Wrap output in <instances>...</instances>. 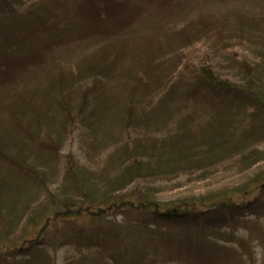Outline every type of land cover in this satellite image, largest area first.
Wrapping results in <instances>:
<instances>
[{
	"label": "rangeland",
	"instance_id": "rangeland-1",
	"mask_svg": "<svg viewBox=\"0 0 264 264\" xmlns=\"http://www.w3.org/2000/svg\"><path fill=\"white\" fill-rule=\"evenodd\" d=\"M41 6L47 16L64 15L55 12L57 0H23L16 8L23 16ZM113 26L77 38L82 21L63 23L43 36L45 43L54 40L50 49L37 32L29 34L22 41L28 52L39 49V66L0 73V264H12L11 253L22 247L29 251L16 255L19 264H113L107 253L117 248L107 235L125 239L129 218L143 215L107 211L104 204L134 189L161 204L199 197L210 205L225 196L234 206L258 196L264 202V188L253 190L264 160L242 158L264 152V117L247 119L249 132L239 126L235 132L225 113L215 120L188 101V85L178 81L189 77L183 75L188 63L211 66L232 85H248L251 76L264 88V0H129L123 22ZM92 89L93 100L80 106ZM186 116L191 120L179 130L176 122ZM215 139L220 142L212 146ZM130 157L136 161L131 166ZM242 184L252 197L233 192ZM197 211L213 226L225 213ZM231 218L223 225L229 238L210 237L208 245L233 255L235 264H263L264 216L232 210L224 220ZM95 237L104 239L99 247Z\"/></svg>",
	"mask_w": 264,
	"mask_h": 264
},
{
	"label": "trees",
	"instance_id": "trees-1",
	"mask_svg": "<svg viewBox=\"0 0 264 264\" xmlns=\"http://www.w3.org/2000/svg\"><path fill=\"white\" fill-rule=\"evenodd\" d=\"M128 1L81 0L78 7H73L67 6L60 0H57L61 7L55 12L58 14L63 11L64 15L59 16L49 13L48 17L45 12V6H41L35 11L31 10L24 13L23 16L25 17H23L20 16L21 13L16 8V5L18 8L21 7L23 0H0V20H2L3 16L9 18L8 23L0 22V73H11L16 70L28 71L39 66V56L37 57L36 54V52H39V49H31V52H28L29 49L24 46V42L22 41L28 39L29 34L30 38H35L32 36L37 32L38 36L41 35V39H39L41 44L43 46L45 45V47L48 45L50 49L51 44L47 43H53L54 40H46L45 43L43 36L46 33L52 32V30L60 31L61 24L65 23L68 25L75 19L82 21L85 29L81 30L82 33L77 38H85L95 32L102 33L104 26L110 25V27L115 29L114 24L123 22ZM15 16L17 17L16 19ZM87 23L93 25V30H87ZM97 27L99 29L96 31ZM205 27H202L200 24L199 28L204 32L201 28ZM217 37L219 39L218 35ZM193 45L194 43H192ZM16 47H20L24 51L16 54ZM186 65L187 69L183 75L189 77L192 75L195 79L190 80L189 77H185L184 79H178V81L180 80L183 84L188 85L187 92H184L186 98H188V101L199 104L204 115L217 120L221 114L225 113L227 125L233 128L235 132L237 130L236 126H239L238 130L243 128V130L246 129L249 132L251 126H253V122L251 121L264 117V88L258 87L259 81L254 83V80H251V76L247 77L248 70L242 71L241 75L246 76L249 83L248 85L240 86L239 84L232 85L228 81L222 80L220 78L221 76L211 66L199 64L194 68L188 63ZM246 77H242L243 80ZM0 82L4 83L1 79ZM92 91L86 99L87 102L82 101L80 106L88 105L93 100L97 89H92ZM65 100L68 101L67 109L73 111V100L69 96H66ZM236 110L239 111L238 113L241 112L239 117L233 113ZM247 119L251 121H246ZM189 120H191L189 116L182 118L176 122V127L182 130ZM222 137L225 138V141H228L226 136ZM252 138L255 137L253 136ZM217 142H220V140L215 139L211 145L215 146ZM235 150H237L236 152L240 151V154L245 153L243 147H237ZM134 158L130 157L126 161L129 166L136 162ZM242 158L243 161L251 158L256 159L254 161L255 163L260 162L264 160V152H252L246 157L242 156ZM123 163L125 162L121 163V167L126 166ZM200 168L202 170L204 169L203 167ZM254 176H259V178L256 181L257 186L253 190L257 188H260V190L263 189L264 170ZM139 178L137 176V179ZM137 179L134 178L132 181ZM235 188H241L233 192L239 193L243 197H247L248 194L251 196L253 191L248 190L244 184L236 186ZM140 193H142V196L139 195ZM130 194L131 196H126V198H113L111 202L104 204L107 207V211L131 210L134 212L136 210L140 216L143 215L141 218H129L127 225H124V230L127 234L125 239H121L120 233L119 236L116 233L107 235L106 241L112 242L117 248V253H107L113 264H166L172 262L178 264H235L236 259L233 255L219 254L221 250L208 245L207 239L218 236L228 237L226 235L227 233H223V225H228L234 218L229 220H224V218L232 210H236L238 214L248 211L255 216H264V208H262L264 202L260 196L253 198L249 203L242 201L236 206L233 205L230 197L225 196L221 197V200H211L210 202H213L210 205H208L209 203L206 204V206L202 198L199 197L196 199L194 197H183L178 198L174 202L161 204L153 201L142 189H134ZM199 207L225 210V213L220 215L223 219L217 221L214 226L213 224L206 223L204 216L207 213L197 211ZM98 209L100 210L102 207H98ZM66 212L68 214L78 215L81 210L74 211L69 209ZM92 215L99 216L103 214L100 212L99 214L95 213ZM145 215L148 218H145ZM151 220L154 221V224L150 222ZM237 223L239 222L237 221ZM174 227L177 228L176 231L171 229ZM254 229L259 234L263 233L258 224L254 223ZM131 238L134 241H131ZM94 239L93 242H95L96 247H99L100 243L104 242V239L101 240L96 237ZM243 249H247V246L243 245ZM27 251L29 249L22 247L11 253L12 264H19L18 262L20 261L16 260V255L23 254V252Z\"/></svg>",
	"mask_w": 264,
	"mask_h": 264
}]
</instances>
